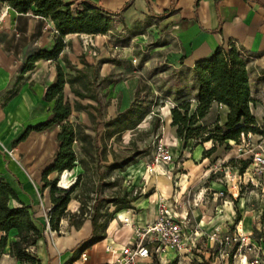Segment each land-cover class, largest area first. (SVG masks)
I'll return each mask as SVG.
<instances>
[{
    "label": "crops",
    "instance_id": "crops-1",
    "mask_svg": "<svg viewBox=\"0 0 264 264\" xmlns=\"http://www.w3.org/2000/svg\"><path fill=\"white\" fill-rule=\"evenodd\" d=\"M64 1H72V7L75 8L80 7L83 2H90L104 10L115 12L116 20L128 30L131 29L132 33L136 28L150 30L154 27L153 35L156 38L162 36L157 34V28H164V33H169V38L165 41L160 40V47L168 48L170 66L188 72L191 83L192 69L197 61L208 58L216 48L227 47L229 43H233L248 58V81L253 97L251 107L258 126L261 124V114L264 112V0ZM0 16H2L0 21V174L16 192L19 202L29 206L35 224L43 230L45 236L36 244L40 264H64L71 257L72 249L77 243L90 234L91 225H84L82 230L75 231L81 233L80 236H77L78 234L73 236L75 232L71 231L70 235L65 237H53V231L46 227V215L52 203L49 187L43 186L41 176L56 151V133L59 127L30 131L24 139L18 141V138L28 125L39 123L49 116L53 102L44 99V90L56 81V64L67 71L63 57L78 68L83 66L80 61L83 59L96 66L98 79L107 78L106 83L100 88L102 93H106V100H109L105 111L106 118L113 117L117 112L130 106L138 87V77L132 74L135 72L132 70L123 79H109L112 78L115 65L118 63L108 58V55L115 51L114 46H117L112 38L113 30L117 28L116 20L105 34H66L63 38L64 48L55 60L38 59L31 69L21 73L20 67L26 56L38 49L53 48L57 34L55 25L49 17L35 14L33 6L26 12H18L7 3L0 1ZM87 35L95 41L96 55L84 52L82 49V38ZM125 59L131 61V54L129 53ZM121 70L123 69L119 71ZM116 91L120 92V97L115 98ZM63 93L71 104L74 99H78L71 92L68 83L64 84ZM84 100L92 103L88 99L80 102L84 104ZM220 111L224 112V109L220 108ZM80 112L82 111L72 110L70 116L78 115ZM168 121L169 123L171 121L170 111ZM207 143L211 146L210 141L205 142L204 145ZM204 147L208 148V146ZM205 159L207 157L202 159V163ZM47 160L49 162L44 165ZM65 173L73 175L74 171L64 170L62 177L66 175ZM57 175L58 172L52 171L47 178L53 180ZM163 188L165 191L168 189L165 185ZM19 202L11 200L10 205L16 206ZM135 205V207L142 206V202H137ZM148 207L147 210L134 213L140 223L150 221L155 216L156 202L151 208ZM181 208L184 212L183 205L178 209ZM227 210L226 206L216 205L212 214L203 213L202 218L198 219L201 232L206 235L214 227H222L229 215L225 214ZM114 221L119 220L115 218ZM242 228L251 231L246 227L242 226ZM11 232L12 240L15 230H10L9 233ZM48 233L52 235L51 239ZM2 234L3 232L0 231V236ZM130 237L129 225L115 227L112 230L109 226L104 239L85 249L89 254L90 262L98 263L109 259L110 254L105 251L104 246L110 242L116 244L127 242ZM204 238L205 236H202L200 241ZM171 255L177 254L169 251L161 258ZM0 264L19 263H16L9 254H3L0 257ZM140 264L157 263L154 259H145Z\"/></svg>",
    "mask_w": 264,
    "mask_h": 264
},
{
    "label": "trees",
    "instance_id": "trees-1",
    "mask_svg": "<svg viewBox=\"0 0 264 264\" xmlns=\"http://www.w3.org/2000/svg\"><path fill=\"white\" fill-rule=\"evenodd\" d=\"M7 3L18 12H26L32 6L34 13L49 17L57 31L54 46L51 50L38 49L26 56L20 72L31 69L34 62L41 58L55 60L64 48L63 38L68 33L105 34L111 28L115 12L104 10L90 2L73 10L72 1L64 0H0ZM64 71L56 64V81L48 85L44 90V99L52 101L49 116L36 124L28 125L18 141L26 137L30 131H43L58 126L56 133L57 148L51 163L42 172L44 187H49L51 207L47 211L48 225L51 230H57L59 221L68 217L67 203L71 199V193L80 183L81 174L76 176L70 189L56 187V180H49L47 175L56 171L72 169L76 164L87 171L91 164L99 159L105 160V138L119 136L125 130H133L150 112L148 102L141 100L140 89L137 87L134 100L130 106L119 111L114 117L103 122L104 132L101 136L102 146L98 145L95 135L87 130L89 127L77 120L69 121L72 110L87 111L92 121L101 116L102 102L99 90L103 81L98 79L96 66L80 59L83 66L78 68L67 58L63 57ZM248 58L241 49L233 43L227 47H218L205 59L197 61L192 69V97H185L177 93L176 102L170 107V126L174 128V134L186 147L188 142L192 147L210 141L209 148L202 151V158L210 156L216 151L218 145L228 141L237 142L241 133H258L259 126L252 111L251 95L248 81ZM68 83L71 92L78 99L71 104L65 98L63 86ZM99 86V87H98ZM88 99L93 103L83 104L80 100ZM216 106V108H214ZM90 108L95 112L90 111ZM220 108L224 109L220 111ZM222 113L224 116L222 117ZM161 121L156 118L151 129L160 126ZM75 146L78 148V156ZM102 148L98 152L99 148ZM114 152H112L113 154ZM133 158L113 159L105 166L109 169L123 170L131 164ZM228 163H233L239 173H242L250 164V160L229 158ZM238 164V166H236ZM136 194L123 191L119 196L101 198L95 196L91 204L85 209L80 202L79 213L85 214L91 225L90 234L82 239L72 249V255L64 264H70L79 254L93 244L106 237V228L109 218L131 209L132 203L137 200ZM11 200L19 202V198L10 184L0 174V255L4 249L8 254L23 264H40L37 256L31 252V248L43 237V230L35 224L29 206L19 202L18 205H10ZM109 205L114 210L109 211ZM85 211V212H84ZM82 220L71 222L72 225H80ZM15 230L14 239L9 240L8 233Z\"/></svg>",
    "mask_w": 264,
    "mask_h": 264
},
{
    "label": "rangeland",
    "instance_id": "rangeland-1",
    "mask_svg": "<svg viewBox=\"0 0 264 264\" xmlns=\"http://www.w3.org/2000/svg\"><path fill=\"white\" fill-rule=\"evenodd\" d=\"M72 8L75 9V7ZM114 20H116L115 17ZM116 22L117 28H114L112 38L118 49L108 55V58H112L118 63L115 65L112 78L109 79H123L126 74L134 70L135 72L132 74L138 77L139 98L148 102L150 112L135 129L125 130L118 137L114 135L105 138V160L99 159L92 163L91 169L87 171L76 164L70 169L74 171L73 175L65 173L67 183L64 187L59 186L60 180L62 181L64 177V175L62 177L63 172L58 173L57 188L70 189L78 174H81V178L66 206L70 218L60 219L58 229L52 230L53 237H65L70 235L71 231L79 232L84 225H90L88 217L82 212H78L80 202L85 204L84 207L87 210L86 206L91 204L92 198L95 196L106 198L119 196L123 191H128L130 194L138 196L137 200L132 203L131 210L134 213L147 210V206L151 208L155 202L162 198L169 200L176 198L178 208L182 202L189 200L190 203L186 206L191 227L199 224L198 219L202 218L203 213L212 214L216 205L226 206L228 210L225 214L229 215L220 229L223 233H230L234 226L242 220L241 226L251 230L252 237L257 241V247L255 246L252 251H246L247 255L251 259L253 255L257 254L260 264H264V174L262 175L258 171L252 172L251 168L246 172L245 169L243 171L245 174L243 172L240 174L237 167L227 161L229 158L250 160L249 150L264 152V112L261 114L262 122H260L258 133L250 134L248 139L240 135L237 142L230 140L218 145L216 151L202 163V159H204L201 157L202 151L205 149L204 146L209 148L210 143L204 145V142L192 147V143L188 142L187 146L183 147L168 121L170 107L176 102L177 93L180 92L185 97L193 96L190 74L180 68L176 69L170 66L168 48L160 47V40H167L169 33H164L165 29L159 27L157 34H162V36L159 35L155 38L154 27L150 30L136 28L132 33L131 29L123 27L120 21L116 20ZM129 53L131 61L125 59ZM132 58H135V61H132ZM120 69L123 70L119 71ZM105 83L106 81H103L102 85ZM99 94L103 105L100 117L92 121L87 111H82L78 115L70 116L69 121L77 120L87 125L89 127L87 131L95 135L98 145L102 146L103 122L112 117L106 118L105 111L109 103V100H106V93L99 90ZM114 96L115 98L120 97V92L116 91ZM83 102L84 104L88 103L86 100ZM90 111L95 112L91 108ZM156 118L160 119L161 124L157 128L151 129ZM158 142L164 143L171 150L172 162L164 165L168 170L165 175L157 172L146 174L145 165L150 161L154 146ZM75 150L80 156L76 146ZM101 150L100 147L98 152ZM112 152L114 153L112 154ZM20 157L22 158V155ZM114 158L117 160L133 158V161L123 170L106 168L105 165ZM48 162L49 160L44 165H47ZM26 164L28 165V161ZM233 174L237 176L233 177ZM164 185L168 187L166 191L163 188ZM220 191L223 192L222 195L218 194ZM137 202H142V206L135 207ZM108 207L109 211L114 210L113 205ZM114 219L115 217L109 218L106 230L109 226L112 230L115 227L127 225L120 221H114ZM80 220L82 223L78 226L71 224V222ZM46 227L49 228L47 223ZM78 232H75L73 236H76ZM12 235V232L8 234L9 240ZM43 236L45 235L43 234ZM48 236L51 239L50 233ZM224 251L223 253V250H219L218 244H211L204 238L200 241L199 246L190 252L166 258L155 256L153 259L157 264H239L240 252L235 253L234 246H227ZM31 252L38 258L37 245L31 248ZM226 252L229 254L227 257L225 256ZM3 254H8L7 249L3 250L0 257ZM13 259L16 263L23 264L14 257Z\"/></svg>",
    "mask_w": 264,
    "mask_h": 264
},
{
    "label": "built area",
    "instance_id": "built-area-1",
    "mask_svg": "<svg viewBox=\"0 0 264 264\" xmlns=\"http://www.w3.org/2000/svg\"><path fill=\"white\" fill-rule=\"evenodd\" d=\"M2 16H0V21ZM96 44L90 35L82 38V49L84 52L96 55ZM114 49H118L114 46ZM135 61V58H132ZM251 133L241 136L249 138ZM242 146V145H241ZM250 151V164L245 172L251 168V171H258L264 174V152ZM173 154L171 150L162 142H158L154 146L151 159L145 165V173H160L165 175L168 170L164 165L172 162ZM241 174V173H240ZM243 174H245L243 172ZM233 174V177H236ZM231 178L233 181L234 178ZM240 177V176H239ZM222 195L223 192L218 193ZM236 195V194H235ZM189 200L182 202L184 212L178 210V200L173 198H162L156 202V214L152 220L140 223L131 209H126L123 213L117 214L120 222L131 227V237L129 241L116 244L115 242L107 243L104 246L106 252L110 254L109 259L104 262L93 263L89 260L87 250L82 251L79 256L70 264H140L145 259H153L162 257L169 251H174L180 255L192 251L198 247L200 238L205 236L211 244H218L219 250L225 252L227 246H234L235 253L240 252L239 264H260L258 255H253L249 259L246 251H252L257 241L252 237L251 231H245L240 222L234 226L230 233H223L219 226L213 228L210 233L203 234L199 225L191 227L189 212L186 210ZM46 223L48 218L46 215ZM229 254L226 252L225 256Z\"/></svg>",
    "mask_w": 264,
    "mask_h": 264
},
{
    "label": "bare ground",
    "instance_id": "bare-ground-1",
    "mask_svg": "<svg viewBox=\"0 0 264 264\" xmlns=\"http://www.w3.org/2000/svg\"><path fill=\"white\" fill-rule=\"evenodd\" d=\"M67 183V181H66V175L63 177V179H62V181H61V183H60V185L59 186H65V184Z\"/></svg>",
    "mask_w": 264,
    "mask_h": 264
}]
</instances>
